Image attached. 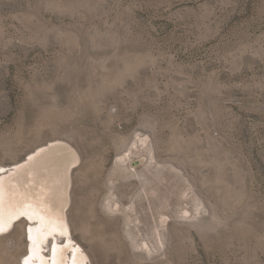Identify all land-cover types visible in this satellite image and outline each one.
I'll return each mask as SVG.
<instances>
[{"label": "rangeland", "instance_id": "1", "mask_svg": "<svg viewBox=\"0 0 264 264\" xmlns=\"http://www.w3.org/2000/svg\"><path fill=\"white\" fill-rule=\"evenodd\" d=\"M0 190V264H264V0H0Z\"/></svg>", "mask_w": 264, "mask_h": 264}, {"label": "bare ground", "instance_id": "2", "mask_svg": "<svg viewBox=\"0 0 264 264\" xmlns=\"http://www.w3.org/2000/svg\"><path fill=\"white\" fill-rule=\"evenodd\" d=\"M17 170V168L13 169L14 172ZM14 198L15 197H12L9 192L3 193L0 190V237L8 234L11 231V228L9 227H11V222L13 221L18 222L20 220H24L25 222H32L33 220H37L39 222V230L44 228L43 231H45L46 227L48 229L51 228L50 224L47 223V218L40 214L37 209H33V207H31L32 209L21 208V211L19 212H15L11 207H5L7 202H9L7 204L12 205L14 203ZM16 203H18V200ZM26 236L28 238V255L25 257V259H23L22 264H31V257L38 254V252H36V239L41 238L42 236L41 232L39 231L33 233L30 227ZM40 264H42V262Z\"/></svg>", "mask_w": 264, "mask_h": 264}, {"label": "water", "instance_id": "3", "mask_svg": "<svg viewBox=\"0 0 264 264\" xmlns=\"http://www.w3.org/2000/svg\"><path fill=\"white\" fill-rule=\"evenodd\" d=\"M9 228H11V227H9ZM9 228H8V229H9ZM6 230H7V229H6Z\"/></svg>", "mask_w": 264, "mask_h": 264}]
</instances>
